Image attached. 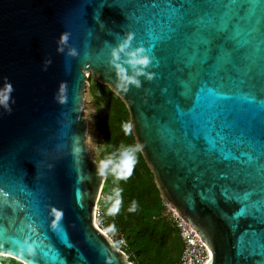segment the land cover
<instances>
[{
    "label": "water",
    "instance_id": "water-1",
    "mask_svg": "<svg viewBox=\"0 0 264 264\" xmlns=\"http://www.w3.org/2000/svg\"><path fill=\"white\" fill-rule=\"evenodd\" d=\"M172 3L0 0V252L22 264H134L95 222L106 175L86 143L89 72L126 105L162 201L200 236L206 264L264 260L241 254L264 220V0H178L191 32ZM64 31L75 57L57 51ZM127 31L155 75L125 91L108 58ZM245 193L260 217L242 216Z\"/></svg>",
    "mask_w": 264,
    "mask_h": 264
},
{
    "label": "trees",
    "instance_id": "trees-1",
    "mask_svg": "<svg viewBox=\"0 0 264 264\" xmlns=\"http://www.w3.org/2000/svg\"><path fill=\"white\" fill-rule=\"evenodd\" d=\"M90 92L98 105H104L96 123L104 140L101 157L106 167L116 169L122 186L119 193L123 196L122 207L117 211L121 215L113 214L110 218L126 235L127 248L124 251L129 254L128 260L134 264H171L168 233L159 221L153 219L164 202L137 146L128 109L119 96L97 80L92 81ZM129 157L136 162L132 167ZM102 191L112 193L108 177Z\"/></svg>",
    "mask_w": 264,
    "mask_h": 264
},
{
    "label": "rangeland",
    "instance_id": "rangeland-1",
    "mask_svg": "<svg viewBox=\"0 0 264 264\" xmlns=\"http://www.w3.org/2000/svg\"><path fill=\"white\" fill-rule=\"evenodd\" d=\"M86 76V89L84 91V100L82 103L83 112L87 122L86 143L90 154L97 162L102 165L105 171V175L106 177H108V179H110L112 186V193H106L103 191L101 192V197L98 201V204L100 205L103 214L99 217L98 223L103 226V229L107 230V233L113 238L116 243L121 238H124L125 249L127 248L126 235L125 233H123L122 229L117 227L115 221L110 218V216H112L113 214H120L117 211L121 209L123 204V196L119 193V190L122 188V186L116 169L111 166L106 167L104 165V161L101 157V150L104 146V140L102 138V135L98 131L96 124L97 119L102 113V109H104V105H98L93 99L90 92V85L93 80H96V77L93 73L89 72ZM128 159L129 165L131 167L136 164L135 160L132 157H129ZM153 219L159 221V223L164 226L166 232L168 233V250L172 258L171 264H174V262L181 254L183 245L178 230L174 229L173 224L169 219L168 205L163 203L161 211L155 217H153ZM127 256L129 257V254H127ZM0 257L6 258H0V261L6 262L8 264H22L21 262H19V258L3 252H0Z\"/></svg>",
    "mask_w": 264,
    "mask_h": 264
},
{
    "label": "clouds",
    "instance_id": "clouds-1",
    "mask_svg": "<svg viewBox=\"0 0 264 264\" xmlns=\"http://www.w3.org/2000/svg\"><path fill=\"white\" fill-rule=\"evenodd\" d=\"M69 36L70 33L67 31L60 34L57 41V51L64 52L65 47H67V54L75 57L78 55V51L74 46H68ZM134 36L132 31L125 32L116 44L110 46L108 58V64L116 76L117 88L125 91L129 86L141 87V76L151 80L155 75L148 70L153 59L149 50L143 44L134 46Z\"/></svg>",
    "mask_w": 264,
    "mask_h": 264
},
{
    "label": "snow or ice",
    "instance_id": "snow-or-ice-1",
    "mask_svg": "<svg viewBox=\"0 0 264 264\" xmlns=\"http://www.w3.org/2000/svg\"><path fill=\"white\" fill-rule=\"evenodd\" d=\"M172 11L186 19V30L191 32L194 30L195 25L193 24L192 20L184 16V6L180 5L178 3V0H173V3L171 5H167ZM224 9L233 8L235 11H233V15L241 14V15H248L250 6H244V5H222ZM145 41L149 44V47L153 49L154 52H156L157 55H162L159 47V41H156L150 37H144ZM210 43V41H209ZM158 50V51H157ZM209 93L215 92L217 96L223 97L225 94L222 92H216L215 89H208ZM250 101H254V97H249ZM190 110H183L179 107L177 108L178 116H183L187 113H189ZM251 193H245L244 199L241 201L242 207L240 210H243L242 216L251 217L253 219H256V214H259V217L261 216L262 210L258 206L257 202L251 201ZM59 215V214H57ZM264 220L259 222V228L256 231H253L249 233L250 240L247 245L242 244L241 246V254H248V255H256L259 254L260 256H264ZM29 253H31V249H27ZM258 264H264V260H261L258 262Z\"/></svg>",
    "mask_w": 264,
    "mask_h": 264
},
{
    "label": "built area",
    "instance_id": "built-area-1",
    "mask_svg": "<svg viewBox=\"0 0 264 264\" xmlns=\"http://www.w3.org/2000/svg\"><path fill=\"white\" fill-rule=\"evenodd\" d=\"M168 212L169 219L173 226L178 230L183 245L181 254L174 264H206L209 260V251L200 240V236L196 233L195 229L192 228L187 220H185L177 211L169 206ZM102 214L103 212L100 205L97 203L95 208V221L97 220V226L102 229L104 233L109 235L107 230L103 229V226L98 223V219ZM111 239L113 240L112 237ZM113 242L124 251V238L118 240L117 243L114 240Z\"/></svg>",
    "mask_w": 264,
    "mask_h": 264
},
{
    "label": "bare ground",
    "instance_id": "bare-ground-1",
    "mask_svg": "<svg viewBox=\"0 0 264 264\" xmlns=\"http://www.w3.org/2000/svg\"><path fill=\"white\" fill-rule=\"evenodd\" d=\"M95 222H96V224H97V220H96ZM209 259H210V253H209Z\"/></svg>",
    "mask_w": 264,
    "mask_h": 264
},
{
    "label": "flooded vegetation",
    "instance_id": "flooded-vegetation-1",
    "mask_svg": "<svg viewBox=\"0 0 264 264\" xmlns=\"http://www.w3.org/2000/svg\"><path fill=\"white\" fill-rule=\"evenodd\" d=\"M6 263V262H5Z\"/></svg>",
    "mask_w": 264,
    "mask_h": 264
}]
</instances>
